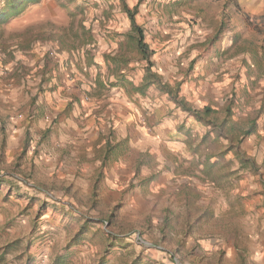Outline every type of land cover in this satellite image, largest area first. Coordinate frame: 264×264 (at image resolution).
<instances>
[{
    "label": "rangeland",
    "instance_id": "obj_1",
    "mask_svg": "<svg viewBox=\"0 0 264 264\" xmlns=\"http://www.w3.org/2000/svg\"><path fill=\"white\" fill-rule=\"evenodd\" d=\"M124 1L160 84L119 0H41L0 29V264H264V14ZM59 74L123 135L55 145L75 117L53 95ZM106 82L130 116L111 117ZM164 82L211 112L182 111Z\"/></svg>",
    "mask_w": 264,
    "mask_h": 264
},
{
    "label": "crops",
    "instance_id": "obj_2",
    "mask_svg": "<svg viewBox=\"0 0 264 264\" xmlns=\"http://www.w3.org/2000/svg\"><path fill=\"white\" fill-rule=\"evenodd\" d=\"M262 14H264V0H250V16L251 15L258 16ZM60 70L61 69L59 68L54 73L57 75V73ZM60 76L61 74L57 76L59 81H60ZM108 80H112V79H108ZM78 83L79 82H77L76 80L60 81V85L56 88L53 94L60 100L59 104L61 107H63L64 104L66 105V102L68 101V99L72 100L74 107H73V110L71 111L72 114L69 113V115L70 117L72 115L75 117L70 118V120H67L66 124H63L61 127H59L58 134L51 133L50 140L55 142V145H59L60 147L66 146V145L86 146L87 145L86 143L92 139H95V140L99 139L101 142L106 140L107 135L105 136V133H109L111 131L115 133L116 131V132H120L121 134V132H125L127 128L124 125L115 131L113 130V126L111 128L110 126L108 127L104 125H100L99 127H97L95 123V118L93 116L87 115L86 113H82V111H85V109L90 105H86V104L84 105V103H82V98H83L84 93L83 92L81 93L80 91L77 90L79 88ZM105 85L107 86L106 91H108V94L112 93L111 98H112L113 108L111 111V117L115 116L116 119H119L120 117V120H121L123 117L130 116V114H128L124 108V104L127 103L128 99L124 95L123 88H121V86H118V85L109 86L107 82ZM109 88H111L110 91H109ZM49 94L50 92H48V95L44 96V100H46V102L50 103L51 105V101H50L51 95L49 96ZM70 95H73V96H70ZM42 127H44V124ZM132 130H135L134 127L132 128ZM48 131H49L48 129L45 130L44 131L45 134H47ZM103 137H105V139ZM119 139H121V137L118 134L116 140H119Z\"/></svg>",
    "mask_w": 264,
    "mask_h": 264
},
{
    "label": "trees",
    "instance_id": "obj_3",
    "mask_svg": "<svg viewBox=\"0 0 264 264\" xmlns=\"http://www.w3.org/2000/svg\"><path fill=\"white\" fill-rule=\"evenodd\" d=\"M41 0H3L2 5L0 6V29L7 25L9 21H11L16 16L22 14L29 6L39 4ZM121 2L122 8L126 13L129 23H130V35L136 36V41L134 42L136 49L138 50L141 59L146 63V69H148V77L150 78L149 83H161V77L151 70L152 61L149 58L153 50L148 48L146 42H144L142 33H141V26L136 23L135 21V14L137 12V5L130 9L124 0H119ZM230 1V0H228ZM234 5L237 6V2H234ZM223 29V26H219L217 31L215 32L216 35ZM77 35V34H75ZM164 89H166V93L172 97L174 102L180 107V109L190 116L200 119L202 116H207L209 112H211V108L208 106H204L202 110L193 108L189 106L184 100L183 97H179L177 91L171 94V89L169 88V84L166 82L163 83Z\"/></svg>",
    "mask_w": 264,
    "mask_h": 264
}]
</instances>
